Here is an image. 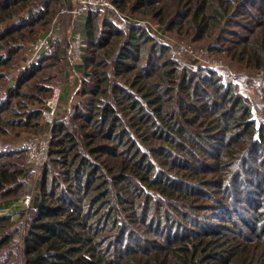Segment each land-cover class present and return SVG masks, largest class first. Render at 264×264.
Returning a JSON list of instances; mask_svg holds the SVG:
<instances>
[{"label": "trees", "instance_id": "trees-1", "mask_svg": "<svg viewBox=\"0 0 264 264\" xmlns=\"http://www.w3.org/2000/svg\"><path fill=\"white\" fill-rule=\"evenodd\" d=\"M110 1L118 13L73 21L81 81L36 178L18 147L46 132L66 54L58 37L33 45L72 4L0 0V264H264V78L192 68L168 45L264 70V0Z\"/></svg>", "mask_w": 264, "mask_h": 264}, {"label": "rangeland", "instance_id": "rangeland-1", "mask_svg": "<svg viewBox=\"0 0 264 264\" xmlns=\"http://www.w3.org/2000/svg\"><path fill=\"white\" fill-rule=\"evenodd\" d=\"M75 4V3H74ZM76 5V4H75ZM88 10V11H87ZM106 10V8H103L102 10H99V11H104ZM77 11L79 12L78 14L74 15V18H70L71 16L66 14V13H60L61 17L64 19H60L58 20V23H57V28L53 30L52 29H49L47 31H45V34H48L46 36L47 40H46V44L45 46L43 47L44 48V51L45 50H52V48L54 49V46L53 45H50L49 44V39L51 38H56L58 37V39H61V42L62 44L65 46L64 48H66V39L69 41L67 42L68 44V48H67V54H70V44H71V41L73 40L74 36L80 31V29H74L73 27V21H77V20H80L82 21L81 19H83L84 17H86L90 12L94 11V7L92 5H90L89 3H83L78 9ZM66 19V20H65ZM55 20V19H54ZM116 21L118 22H121L122 19L121 18H118L116 19ZM145 23L146 25L149 24L148 21L146 20H142L140 21L139 23ZM75 24V23H74ZM76 28H78L77 26H75ZM151 27L155 30V32H157L156 28H157V25L156 24H151ZM158 34V32H157ZM77 40L78 39H75L74 40V46L77 45ZM79 48L81 50V53H85L86 52V48H85V41H84V38L83 37H79ZM171 40V42H170ZM168 44V42H167ZM62 45V46H63ZM169 47L171 48L170 49V52L172 53V56L174 57L175 60H178L180 61L181 63L183 64H187L189 66H191L192 68H196L197 66L198 67H203V68H212V69H216L218 72H220L221 74H223V76H243L244 79H248V80H252V79H255V80H259L261 78H264V70L261 69V70H255L253 72H247L248 69H245V70H235L234 67H230L228 66L226 60H224V63H223V54H216V53H211V52H208V48L204 45H201V44H196V46L198 47V49L195 47L194 44H191V43H188L186 41H183V40H179V39H176V38H170L169 39ZM195 47V52H191V50ZM173 50V51H172ZM42 53V52H41ZM40 53V54H41ZM65 53H66V49H65ZM224 53V52H223ZM39 54V55H40ZM38 55V56H39ZM72 55V54H70ZM36 56V58L38 57ZM65 56V55H63ZM32 58L33 55H32ZM65 58V57H64ZM83 55H82V58L81 59H74L72 57H69L66 55V58H65V70H64V73L65 71L67 70V75H63L60 77V80L55 83L52 88H51V91H50V95L53 91V88L54 86L56 85H60L62 87V94H61V99H60V103H59V106H58V109H57V114H56V120L54 122V124L51 126L50 124H48V128L46 130L45 133L40 132L39 134L40 135H46L47 132H49V130H51V136H52V129L55 125V123L58 121V119L60 117H62L64 114H68V112H70V109H71V99L70 98V95L71 93L73 94L74 91H71L69 96L66 98V100L62 99L64 93V86L63 84H66L67 83V77L69 76V70H72L74 68V66L78 63H81L83 60ZM195 62H198L197 64H195ZM192 64H195L192 66ZM249 74H252V76H250ZM70 79H73V77H70ZM49 95V96H50ZM49 96L46 98V100L49 98ZM250 97H252V100L254 101V99L256 100H261V97H256V93L255 92H252L250 93ZM251 99V98H250ZM46 100H45V105H46ZM261 103V102H260ZM259 103V104H260ZM42 113H43V110H42ZM41 113V116H42V121L44 122V118H43V114ZM262 117H264V111H261V113H257V118L261 119ZM39 134H37L39 136ZM27 137H35V136H26ZM26 140V139H25ZM51 140V138H50ZM4 142H7V140H4ZM23 142V141H22ZM21 142V143H22ZM6 143V144H7ZM20 143V144H21ZM50 145V144H49ZM9 148H11V145H9ZM20 146V145H19ZM19 148V147H18ZM26 159H28V161L30 162L29 158L27 155H25ZM31 163V162H30ZM31 168L32 170L34 169L35 170V173H36V178H37V175L40 173V168L38 169L35 165L33 166L31 164ZM245 188H247V186H245ZM34 189V188H33ZM264 190V189H263ZM28 194L32 195L33 194V190H31L30 192H26L24 194V196H27ZM257 200H263L264 202V198L263 197H258ZM24 206H26L25 203H23ZM246 216H248L246 214Z\"/></svg>", "mask_w": 264, "mask_h": 264}, {"label": "built area", "instance_id": "built-area-1", "mask_svg": "<svg viewBox=\"0 0 264 264\" xmlns=\"http://www.w3.org/2000/svg\"><path fill=\"white\" fill-rule=\"evenodd\" d=\"M68 2H70L72 4V6H69L68 3H65V5L62 7L61 9V13H66L71 15L72 17H74V15L78 14L79 12L77 11V9L83 4V3H89L90 5H92L94 7V11L96 10H102L103 8H111L112 10H114L115 12H119V10L111 3L110 0H66ZM76 5H75V4ZM88 11V10H87ZM74 15H73V14ZM82 37L81 33L78 32L73 40L71 41L70 44V54H67V48H68V44L66 45V55L72 58H76V59H81L83 53H81V50L79 48V37ZM77 40V45L74 46V40ZM46 36L45 37H41L38 38L34 45H33V57L37 56L38 53L40 52V50L45 46L46 44ZM61 94H62V87L58 84L56 86H54L53 91L51 93V95L49 96V98L46 100V105L45 108L43 109V118H44V122H46L47 124H50L51 126L54 124L55 120H56V114H57V109L60 103V99H61ZM50 138H51V130H49V132H47L46 135H41L39 137L36 138H30L27 139L25 141H23L20 146L19 149L23 152H25V154L28 156L31 164L34 166H36L38 169L42 168L44 166V164L46 163V161L48 160V156H49V144H50ZM9 146L8 144L2 142L0 140V149L1 150H6L8 149ZM31 195L28 194L27 196L24 197V203L26 205L29 204Z\"/></svg>", "mask_w": 264, "mask_h": 264}, {"label": "crops", "instance_id": "crops-1", "mask_svg": "<svg viewBox=\"0 0 264 264\" xmlns=\"http://www.w3.org/2000/svg\"><path fill=\"white\" fill-rule=\"evenodd\" d=\"M63 75H67V70L65 71V73ZM70 77H73V79H70ZM80 81H81V74L74 69L69 70V76L67 77V83L63 84V86H64L63 93L68 89V84L70 86V89L71 90L73 89V91H75L79 87ZM72 97H73V95L71 93L70 98H72Z\"/></svg>", "mask_w": 264, "mask_h": 264}]
</instances>
